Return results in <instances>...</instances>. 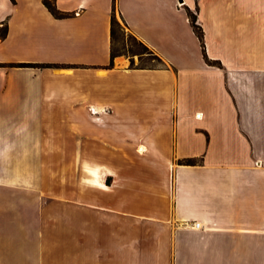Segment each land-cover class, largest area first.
I'll use <instances>...</instances> for the list:
<instances>
[{
    "label": "crops",
    "instance_id": "crops-1",
    "mask_svg": "<svg viewBox=\"0 0 264 264\" xmlns=\"http://www.w3.org/2000/svg\"><path fill=\"white\" fill-rule=\"evenodd\" d=\"M55 2L0 0V264H264V0H116L147 67Z\"/></svg>",
    "mask_w": 264,
    "mask_h": 264
},
{
    "label": "trees",
    "instance_id": "trees-1",
    "mask_svg": "<svg viewBox=\"0 0 264 264\" xmlns=\"http://www.w3.org/2000/svg\"><path fill=\"white\" fill-rule=\"evenodd\" d=\"M43 3L51 11V13L55 17L61 18V17L69 16L71 14L70 12L62 11L61 9H59L56 5L55 0H43ZM115 6H116V0H114V12H113V15L111 17V61L113 60V58L115 56H117L119 54H128L126 51L119 50L115 47V42L117 41V38L119 37L118 29L120 27V22L117 19V16L115 13ZM196 11H197V8H196ZM196 11H193L192 9L187 7V13H188L190 23L193 27L194 32L196 33V35L198 36V38L201 42V46H202L205 58L209 63L217 64V65L221 66V62L219 60L210 59L206 53L205 42H204V30H203L202 26L197 22ZM122 21L124 22V24H126L124 19H122ZM0 33H1V36H5L7 33L6 27ZM131 34H132L131 36L133 37V39L135 41H137L141 46H143L144 49H149L151 51V55L154 56L153 58L156 60L155 63L140 64V65H137L136 67H147V66H156V65H163L164 64V61L161 59V57L158 56L157 54H155L144 41H142L140 38H138L132 32H131ZM129 52H130V54L136 53L133 50H129ZM130 58L132 59L131 56H130ZM20 65H26V63H24V64L21 63ZM45 65H47V66H70L67 64H63V63H45ZM184 162L194 163V162H196V159L189 157V158L184 159Z\"/></svg>",
    "mask_w": 264,
    "mask_h": 264
},
{
    "label": "rangeland",
    "instance_id": "rangeland-1",
    "mask_svg": "<svg viewBox=\"0 0 264 264\" xmlns=\"http://www.w3.org/2000/svg\"><path fill=\"white\" fill-rule=\"evenodd\" d=\"M193 11H196V8H194ZM117 19L120 22V27L118 29L119 37L117 38V41L115 42V47L119 50H124L128 54H119L117 56H126L129 61L127 62L130 66H137L140 64H149V63H155L156 60L153 58L154 56L151 55V51L149 49H144L143 46H141L137 41L133 39L131 36V32L127 28V26L124 24V22L120 19L118 15ZM129 50H133L136 53L130 54ZM132 57V59L130 58ZM60 156V155H59ZM62 169H66L67 167H61ZM72 168V167H71ZM66 190L72 191V184L67 185L66 187L62 186H51V190L60 191V190Z\"/></svg>",
    "mask_w": 264,
    "mask_h": 264
},
{
    "label": "built area",
    "instance_id": "built-area-1",
    "mask_svg": "<svg viewBox=\"0 0 264 264\" xmlns=\"http://www.w3.org/2000/svg\"><path fill=\"white\" fill-rule=\"evenodd\" d=\"M191 226H192V227H200V226H201V223L198 222V221H193V222L191 223Z\"/></svg>",
    "mask_w": 264,
    "mask_h": 264
},
{
    "label": "bare ground",
    "instance_id": "bare-ground-1",
    "mask_svg": "<svg viewBox=\"0 0 264 264\" xmlns=\"http://www.w3.org/2000/svg\"><path fill=\"white\" fill-rule=\"evenodd\" d=\"M142 149V148H141ZM140 150V149H139Z\"/></svg>",
    "mask_w": 264,
    "mask_h": 264
},
{
    "label": "water",
    "instance_id": "water-1",
    "mask_svg": "<svg viewBox=\"0 0 264 264\" xmlns=\"http://www.w3.org/2000/svg\"><path fill=\"white\" fill-rule=\"evenodd\" d=\"M181 1H183V0H181Z\"/></svg>",
    "mask_w": 264,
    "mask_h": 264
}]
</instances>
